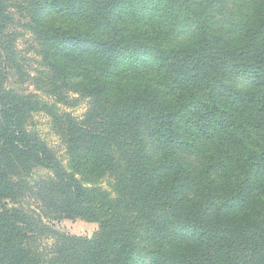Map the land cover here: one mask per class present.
Returning a JSON list of instances; mask_svg holds the SVG:
<instances>
[{
	"label": "trees",
	"instance_id": "obj_1",
	"mask_svg": "<svg viewBox=\"0 0 264 264\" xmlns=\"http://www.w3.org/2000/svg\"><path fill=\"white\" fill-rule=\"evenodd\" d=\"M15 15L54 104L6 85ZM0 61V264H136L138 230L145 264H264V0H0Z\"/></svg>",
	"mask_w": 264,
	"mask_h": 264
},
{
	"label": "rangeland",
	"instance_id": "obj_2",
	"mask_svg": "<svg viewBox=\"0 0 264 264\" xmlns=\"http://www.w3.org/2000/svg\"><path fill=\"white\" fill-rule=\"evenodd\" d=\"M18 17L19 15H15V23L7 29V32L9 34L21 35L11 40L12 46L14 48V61L16 66L7 65L5 67L6 85L9 89H12L15 92L32 93L39 97L42 101L49 104H54V98H51L50 96L45 94L43 91V87L40 88L38 87V85H36V83H34V79L38 78L39 72H43L44 69L40 67V57L36 52L38 48L37 44L33 42L31 35L23 31L19 26ZM180 41V39L174 38L171 41V44H175ZM32 45H34L35 47H32ZM34 48H36V50ZM130 59L132 60H127L126 62L127 67L136 64L135 62L137 61V59ZM139 64L140 63H137V65ZM229 82L240 88H246L249 86V80L241 76H233ZM74 97L76 98L77 95ZM87 106L88 105L86 100H81L78 103H73V105L71 104V106H61L59 104H56V107L58 109L60 108L76 117H81L86 111ZM30 127L39 134L40 138L43 139L48 144V146L56 152L57 157L62 160L63 163H65L64 147L60 138L57 136L56 131L52 127L50 118L43 112L38 113L34 115ZM144 142L146 149L155 153V144L153 143L151 138L144 136ZM37 174L41 175L43 174V172L38 171ZM31 204L33 203L30 201V205ZM52 226L55 230L61 231L63 233L85 237H91L99 230V226L97 223L87 222L79 219H63L58 222H52ZM137 232V249L134 258L136 264H145V239L141 230H138Z\"/></svg>",
	"mask_w": 264,
	"mask_h": 264
}]
</instances>
